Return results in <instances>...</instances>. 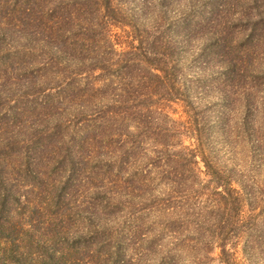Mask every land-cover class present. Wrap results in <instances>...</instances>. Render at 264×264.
Instances as JSON below:
<instances>
[{
    "label": "rangeland",
    "instance_id": "obj_1",
    "mask_svg": "<svg viewBox=\"0 0 264 264\" xmlns=\"http://www.w3.org/2000/svg\"><path fill=\"white\" fill-rule=\"evenodd\" d=\"M98 1L88 21L98 43L81 53L83 40L70 33L82 21L69 18L81 0H0V145L11 143L3 155L7 184L18 201L10 204L1 227L0 264L28 253L24 264H264V217L259 220L257 204H245L237 214L221 212L206 199L190 205L196 212L184 209L190 203L177 204L181 219L203 223L185 227L171 222L179 219L164 214L165 206L154 205L162 188L134 189L130 204V187L107 186L102 193L101 184L91 180L99 171L101 158L96 159L127 141L123 133L137 141L161 139L163 127L181 126L195 113L216 123L227 115L232 129L241 127L243 117H254L256 131L233 129L234 148L220 151L225 158L232 152L230 165L240 172L237 188L252 172L259 177L261 171L264 184V0ZM118 57L135 63L131 72L118 69L126 67ZM169 64L180 72L169 68L164 74ZM75 65L83 80L77 89L93 82L100 107L115 108L112 96L130 89L145 98L137 95L131 107L165 106L169 119L145 113L143 121L88 127L70 111L77 105L71 88H59L63 80L56 78L65 79ZM88 66L97 68L92 80L84 73ZM172 80L196 103L194 110L183 102L166 104L164 82ZM128 204L150 208L132 216L124 208ZM174 231L181 238L177 243L167 238ZM155 235L163 242L152 248Z\"/></svg>",
    "mask_w": 264,
    "mask_h": 264
},
{
    "label": "trees",
    "instance_id": "obj_2",
    "mask_svg": "<svg viewBox=\"0 0 264 264\" xmlns=\"http://www.w3.org/2000/svg\"><path fill=\"white\" fill-rule=\"evenodd\" d=\"M96 2L99 1L81 0V2L77 3V7L80 8L79 11L82 10V12L76 9V11L73 10V14L69 16L70 22L78 19L82 21V24L76 25L70 33L71 39L80 37L83 40L84 44L80 47L81 53L85 51L88 53L92 52V48L98 43L97 30L88 24L89 17H91V15L93 16V12H95V10L91 9V5L96 4ZM22 8H24V10L26 9V11H30L27 4H24ZM99 17L100 14L96 11V19L99 20ZM74 31H77V35ZM127 61L128 60L121 61L119 59L118 63L124 62L126 67L119 66V68H117L128 70L135 66L134 62L128 63ZM91 62H94V60ZM108 62L114 64L115 61H106L107 64ZM74 68L75 69L71 72L69 71L70 75H67L65 79H62L59 75H57L56 78L57 80H63L59 88H71L70 90H72V92L70 97L73 99L71 103H76L77 105L74 106L73 104L74 107H72L70 111L72 114L77 111L80 118H82V122L87 124L88 127L97 125L98 123H104L105 125L123 124L130 120H134V117L139 119V121H143L145 113L160 112L166 119H169L165 106L162 108H157L155 106L146 107L144 105L140 107H131V105H129L131 99H137V95L138 97L142 96L144 98V95H141L142 93L136 94L135 92H130V89L119 91L121 93L120 95L116 94L112 96V105H115V108L110 109L105 105L100 107V105H98L96 90H94L92 86L93 82L90 81L84 90L77 89L83 85V80H80L82 77L76 72L78 65H75ZM169 68L174 72L179 71L177 65L172 66L171 64L165 65L164 69L161 70L165 71L163 72L165 74ZM95 69H97L95 66H88L86 71H84L90 80L93 79L92 72L95 71ZM98 70L102 69L99 67ZM128 71L131 72L132 70ZM158 72L162 71L158 69ZM164 78L166 77H163V79ZM173 82V80L169 81V83L164 82L165 93L162 98H165L166 104L183 102L189 111L194 110L193 106L196 103L191 100L188 94L181 92V88L177 87ZM122 97H126L127 99L122 106L119 107L116 104L121 102ZM72 116L75 117L76 115ZM222 116V118H219L220 120L218 123H216L210 118L207 119L201 115L198 117L197 114L192 113L189 115L188 122L183 123L181 126H175L177 124L173 122L172 125L166 128L163 127V129H161V139L146 138L147 140L143 139L142 141H137L123 133L122 138H126L127 141L124 140L120 143L116 153L104 154L103 157L96 159L97 161L101 158L98 163L99 171L91 180L98 181L101 184L100 189L102 193H106L105 188L107 186L111 187L114 185L119 187L121 185H126L130 187V193H127V195L131 194L132 196L130 204H134L136 199L132 193L134 189H141L144 187H147L146 189H155V187L156 189L162 188V198H155L154 205L165 206L166 211H164V214L167 213L169 216L170 214H176L178 218L175 219H179L177 221L172 220L171 222L177 225H185V227L194 224V227L201 228L203 223L199 219H195V221L187 217L181 219L180 215L178 216L179 211L177 204H179L181 208H184L186 203H190L184 209L196 212V207L192 208L190 205H192L194 201V203H197L198 200L202 199H206V202L211 201L214 206L217 205L219 209H221V212L229 210L234 214H237L240 211V207L245 204H257L259 205L260 220V218L264 217V184L260 181L262 172L259 171V177L255 172L245 175L244 180H247V183L240 182L237 188L235 185V174L240 172L234 170V167L230 165L233 159L231 158L232 152H228L230 158H225L220 151L221 147L227 149L233 147L229 141L230 136L234 133L233 129H236L238 132L243 129L245 134L250 135L252 131H256L257 123L251 115L248 118H242V128H236L237 126L234 125L232 129V126H230L232 122H227V115L222 114ZM182 137H187L193 140L194 143L187 146L180 141ZM174 139H179V141L173 142ZM10 148V142L2 146L0 145L1 234V227L5 221L7 222L8 219L6 218H8L10 214L8 212L10 204L18 203L17 197L14 196L12 191L13 186L7 184L6 169L8 160L3 154H6ZM89 148L94 150L96 146L91 144ZM137 149H140V151L137 152ZM94 159L95 157H91V162H93ZM201 164L204 170L201 169ZM262 167L263 166H260L259 169ZM202 177H205L207 180L202 181ZM130 204L124 207L128 210L127 215H142L144 212L149 211L150 208V206L147 207L145 204L134 207ZM205 207L206 206L202 205L198 210V216H202L201 212L205 210ZM114 208L115 206L106 205L107 210H114ZM116 210L122 212V209H119V207H116ZM160 211H162V207H160ZM174 233L178 235V233L174 231L172 234L168 235L167 238L172 240V243L181 241L179 235L177 236ZM82 239L83 242L86 241V238ZM162 242L163 238L159 235H155L152 238L151 247H159V244L162 245ZM48 244L47 242L44 243L45 247L43 249L47 250ZM54 255H56V253L50 256V261L54 259ZM31 256L32 254L29 253L22 256L15 255L10 262L11 264H24V259Z\"/></svg>",
    "mask_w": 264,
    "mask_h": 264
}]
</instances>
